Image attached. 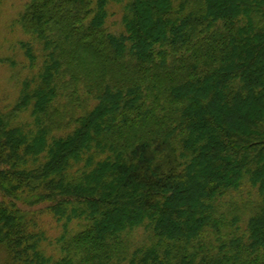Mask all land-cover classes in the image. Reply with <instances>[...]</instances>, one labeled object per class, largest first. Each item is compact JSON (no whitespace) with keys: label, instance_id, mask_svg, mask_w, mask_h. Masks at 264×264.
Instances as JSON below:
<instances>
[{"label":"trees","instance_id":"16d2710c","mask_svg":"<svg viewBox=\"0 0 264 264\" xmlns=\"http://www.w3.org/2000/svg\"><path fill=\"white\" fill-rule=\"evenodd\" d=\"M110 1L21 14L44 65L0 109L4 264H264V0H128L121 35ZM18 202L63 224L60 257Z\"/></svg>","mask_w":264,"mask_h":264},{"label":"rangeland","instance_id":"374dc122","mask_svg":"<svg viewBox=\"0 0 264 264\" xmlns=\"http://www.w3.org/2000/svg\"><path fill=\"white\" fill-rule=\"evenodd\" d=\"M31 0H0V109L4 112L11 111L21 97L26 83H33L38 78L44 65V53L42 45L30 34L26 33L20 25V17ZM128 0L122 3L110 1L108 10L109 15L106 20L107 29L115 34L125 33L122 23L124 6ZM34 50L35 60L32 61L28 51ZM33 123L29 113H24L18 119L17 124L29 127ZM66 132V131H64ZM56 133L55 137L64 136L67 133ZM44 161V158H41ZM32 165V164H31ZM32 167V166H31ZM249 189H243L240 193L233 196L234 201L249 199ZM231 199L224 203V211L229 209ZM10 205L0 193V204ZM21 210L29 214L31 225L36 232H43L45 239L42 244L43 250L49 256L60 257L56 242L63 234V224L59 222L46 209L45 205L27 206L18 202ZM78 222L71 225L72 230H78ZM246 226V222L241 224ZM144 228L136 234V240L142 241L144 238ZM6 262V255L0 253V264Z\"/></svg>","mask_w":264,"mask_h":264}]
</instances>
